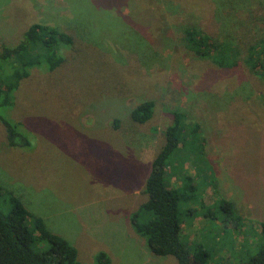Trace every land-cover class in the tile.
<instances>
[{
	"label": "rangeland",
	"instance_id": "rangeland-1",
	"mask_svg": "<svg viewBox=\"0 0 264 264\" xmlns=\"http://www.w3.org/2000/svg\"><path fill=\"white\" fill-rule=\"evenodd\" d=\"M37 22L73 43L54 70L32 69L3 111L29 145L9 146L0 123L1 210L11 193L76 248L81 264H98L101 253L108 264H178L151 252L131 216L147 200L151 162L180 111L200 124L206 152L192 158L198 172L177 161L169 178L182 242L191 254L206 252L205 264L258 252L264 80L242 61L220 68L194 55L182 31L199 27L245 53L264 38V0H0V46ZM145 100L152 116L135 122L130 112Z\"/></svg>",
	"mask_w": 264,
	"mask_h": 264
},
{
	"label": "trees",
	"instance_id": "trees-1",
	"mask_svg": "<svg viewBox=\"0 0 264 264\" xmlns=\"http://www.w3.org/2000/svg\"><path fill=\"white\" fill-rule=\"evenodd\" d=\"M182 37L194 55L220 68H233L242 61L264 80V38L249 45L243 53L233 41L216 40L193 25L183 29ZM72 43L70 34L37 22L27 27L17 43L0 46V123L9 146L29 145L20 121L3 114L13 106L21 80L34 68L54 70L63 61L64 48ZM153 107V101H142L131 110V118L144 123L151 118ZM172 116V123L164 130L165 142L154 156L145 181L147 200L132 214L131 223L154 254L172 255L178 264H205L206 252L198 250L191 254L181 240L180 194L178 188L169 184V178L175 176L177 161L180 165L189 162L196 172L199 171L192 158L206 153L204 137L198 122L180 111H173ZM8 204L7 212L0 208V264H81L76 248L51 232L40 217L28 211L11 193ZM261 233L264 238V225ZM97 263L108 264L109 261L101 253ZM233 264H264V244L247 260Z\"/></svg>",
	"mask_w": 264,
	"mask_h": 264
}]
</instances>
